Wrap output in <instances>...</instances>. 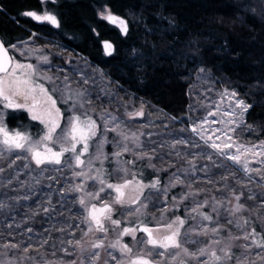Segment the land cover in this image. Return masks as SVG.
Segmentation results:
<instances>
[{"label": "snow or ice", "instance_id": "obj_1", "mask_svg": "<svg viewBox=\"0 0 264 264\" xmlns=\"http://www.w3.org/2000/svg\"><path fill=\"white\" fill-rule=\"evenodd\" d=\"M52 2L55 3L56 0ZM22 15L37 22H48L59 27L57 17L47 10L43 14L25 11ZM101 18L117 25L122 32L127 33L125 21L111 12H102ZM104 49L107 55L112 54L110 43L105 42ZM38 59L42 64L49 63L47 55L40 56ZM58 71L63 70L58 69ZM57 80L60 81L59 84L56 83ZM42 81L52 84L51 90L45 87ZM73 83L77 86L73 87ZM88 84L89 78L83 74H80V81L77 82L68 75L63 78L52 76L48 75V70H41L30 63H20L15 60V57L9 55V49L5 47L3 41H0V187L10 186L13 180L21 186L26 183L19 180L21 175L19 171L14 170V175L7 178L3 175L5 169L2 165L5 161L11 168L15 160L22 159L26 161L24 167L29 171H34L30 167L34 163L36 169H39V175L49 173L47 177L49 181L58 183L61 178L72 181L56 193L61 197L57 202L60 205L59 215H65L67 196L72 193L77 194L72 203L78 204L81 209L72 216L66 217L69 221H79L74 226L72 223H67L55 228L58 232L67 233L72 239L60 236L53 240L52 230L45 229L49 235L41 236V239L37 241L36 251L39 252L46 245L50 246L53 249L51 255L56 258L49 260L44 253H41L39 264H98L102 251L110 258L105 259L104 264H111L112 261L115 264H256L257 260H264V235L257 232L251 221V216L259 213L257 218L264 223V213L260 212L264 209V203L250 208L246 203L241 202L245 193L238 192L227 181L232 177L241 188L248 189V185L235 178L234 173H229L225 165L218 163L212 154L177 151V145L189 144V141L185 139H177L169 144L168 147L172 150L169 155L174 154L176 158L184 159L189 167L176 169L163 186L159 177L145 183L143 168H136L135 164L138 160H146L145 166L155 170L156 165L152 163L155 158V149L146 150L141 140L144 133L130 131L129 126L122 119L107 111L106 108L98 114L100 121L98 124L97 119L89 115L95 109L91 107L93 103L91 92L85 87ZM56 93H59L61 102L68 105L65 111L71 113L66 120L61 109L57 107V100L53 98ZM223 95L230 96L240 112L237 113L234 108L231 111H225L224 116L235 119L212 121V123L235 125V127L212 129V135L205 139V133L208 130L204 129L203 125L209 123L205 119L199 125L193 124L191 131L204 140L207 147L215 150L217 156L239 165L250 182L254 183L251 176L253 172L261 174V178L264 179V141L255 145H245L238 143L236 138L229 135L243 123L244 113L248 111L250 105L243 100H235V92L226 91ZM124 107L125 115L130 119L144 116L143 105L131 112L127 111L126 105ZM9 109L23 110L33 121H39L44 126L42 134L33 138L23 128L10 130L5 123L6 110ZM209 115H215V113L209 112ZM62 120H64L63 127H61ZM247 127L249 130L252 128L251 125ZM108 132L115 133L111 140L107 136ZM217 132L221 133L216 136V139L222 140L221 144L213 140V135ZM98 133L99 139H96ZM108 143H111L114 149L111 154L104 151ZM191 144L192 147H199L195 141H191ZM90 148L94 149L91 153ZM233 148L234 152L224 151V149ZM125 153L132 159H123ZM13 155L15 160L12 159ZM189 155L191 159L188 158ZM197 155L210 161V165L198 168ZM106 162L114 163L115 168L109 171L105 166ZM251 163L258 164L259 167L252 168ZM212 166L223 169L219 173V180L214 174L210 175ZM168 167H175V164L169 163ZM197 171L204 173V183L212 184L222 195L219 197L204 195L201 199V194L210 190L194 187V184L199 182V178L188 181L181 178V175L194 176ZM64 172H70L71 176L52 175V173ZM113 176L116 177L115 182L112 180ZM31 179L35 180V184L40 183L36 176ZM89 181L92 182L90 187ZM220 181L223 183L216 187ZM178 185L182 186V191L169 200L171 189ZM260 186L264 187V184ZM47 187L51 190L52 183H49ZM161 197H163L162 200ZM28 198L29 196H24L14 199L18 202L20 199ZM255 198V193L248 189L246 199L254 200ZM92 201H98V203ZM185 201H189V204L184 205ZM149 204L153 208H156L157 204L160 205L157 209L161 213L159 217L153 216L151 220L147 219ZM117 205L124 211L120 213L119 218H113ZM182 205L185 209L183 217L180 215L167 217L166 214L170 209L178 211ZM6 208L8 204L0 201V211ZM41 210L44 213L57 214V207L52 203L50 196L41 203L40 209L33 211L32 215H38ZM246 212L248 216L244 215ZM222 216L227 224L233 226L235 233L228 230L225 234L226 226L220 222ZM125 217H135V219L121 227ZM153 221H155L154 224ZM189 221L192 223L189 224ZM81 225L84 227L82 228ZM11 226L8 225V227ZM77 230L80 232L79 237H77ZM110 230L116 232V239L108 241ZM32 231L30 227L27 229V232ZM138 232L144 234L139 240H137ZM124 236L132 238L133 246L123 242ZM237 240H243L245 243L236 244ZM189 245L194 247L190 248ZM32 247L31 244L23 247L24 255L17 256L15 252L9 255V251L19 252L20 244H0V264H25V262L37 264V258L28 255ZM234 248H239L240 252H234ZM254 248L260 251L253 253ZM109 249L112 251H108ZM57 251L64 256L74 258L65 260L57 256ZM116 252L120 254L119 257L115 255Z\"/></svg>", "mask_w": 264, "mask_h": 264}, {"label": "trees", "instance_id": "obj_2", "mask_svg": "<svg viewBox=\"0 0 264 264\" xmlns=\"http://www.w3.org/2000/svg\"><path fill=\"white\" fill-rule=\"evenodd\" d=\"M45 10L57 17L59 27L22 15L25 11L43 14ZM105 11L125 19L127 33L102 19L101 13ZM34 35L47 40L54 38L87 57L112 78L120 91L135 96L137 100L143 99L153 115L157 110L164 113L160 122L163 127L189 125L186 117L188 89L199 69L204 67L225 90L235 92L250 105L244 122L252 128L246 130L244 139L248 142L264 141V0H56L55 3L52 0H0V39L4 45L10 47ZM105 42L112 45L111 55L105 53ZM7 113L5 123L10 130L31 127L30 134H41L42 124L33 121L27 112L8 110ZM175 140L177 138L170 141L174 143ZM177 148L182 149V145ZM170 151H167L163 164L152 160L155 170L146 168V160L136 161L135 167L143 168V180L150 182L159 177L161 186L166 184L164 176L175 172L180 162L174 154L169 155ZM169 163H174L175 167H168ZM161 165L163 169L159 167ZM242 179L250 184L246 177ZM254 179L257 186L263 183ZM248 189L254 190L249 185ZM181 191L182 186L172 188L168 199ZM28 193L32 195L30 191ZM204 195L210 196L206 192L200 198L203 199ZM258 196L256 194V198ZM256 198L249 207L260 204ZM53 199L59 213L57 202L61 197ZM20 200L19 206L13 205L12 209L1 212L0 222L6 227L14 220L26 218L33 229L27 232L34 251H29L30 254L39 258L41 253L52 256L53 249L47 245L36 251L41 236L49 235L45 229L52 230L53 240L59 236L72 239L67 233L55 230L67 223L73 226L78 223V220L66 219L72 216L70 212L64 210L65 215H59L41 210L33 216V211L40 209L44 201L40 195ZM170 215L183 217L185 212L183 208L172 209ZM244 215L248 216V213ZM256 216H251L252 226L261 233L262 223ZM22 238L13 229L4 234V244L23 245ZM238 250L236 248L235 252ZM9 252H15L17 256L24 254L21 250ZM60 255L57 251V256Z\"/></svg>", "mask_w": 264, "mask_h": 264}, {"label": "rangeland", "instance_id": "obj_3", "mask_svg": "<svg viewBox=\"0 0 264 264\" xmlns=\"http://www.w3.org/2000/svg\"><path fill=\"white\" fill-rule=\"evenodd\" d=\"M49 12V11H48ZM51 13V12H49ZM122 19V18H120ZM125 23L127 24L126 20L123 19ZM40 23V22H39ZM120 28V27H119ZM121 30V29H120ZM124 33V32H123ZM15 46L14 48L12 46ZM13 45L10 46V50L13 54V57H15V60L24 63V64H33L34 66H38L41 70H48V75L52 76H59L63 78L65 75H68L71 79L74 81L79 82L80 81V74H83L89 78V84L85 85V87L89 88L91 92V96L93 98V103L91 105L92 108L95 109L94 112H90L89 115H92L93 118L97 119L98 124H100L98 114L103 111L105 108L107 111L112 112L113 114L117 115L120 119H122L126 125L129 126L130 131H135V132H143L144 135L141 137V140L143 141L144 148L146 150H151L155 149V158L153 160L160 161V163H164L165 161V156L167 151H170L171 149L168 147V145L172 142L173 138L177 139H185L189 141V144L187 146L182 145V149L177 148V151H180L182 153H196L200 154L201 152L212 154L213 158L217 160L218 163H222L225 165L227 171L229 173H234L235 178H238L239 180H242V178L248 177L243 173V171L240 169L239 165L234 164V162L227 160L226 158H222L216 155L215 150L207 147L205 145L204 140H201L198 135L193 133L191 131L192 125L196 124L199 125L201 121L207 119L209 123H206L203 125L204 129H207L208 131L205 133V139H207V136L212 135L211 130L212 129H223L225 127H235V125H230L227 126L223 123H212V121H227L229 119H235L234 117H229V116H224L223 112L225 111H231V109H235L237 113L240 112L239 108H236L234 101L231 99L230 96L223 95L226 91L228 93H232V91L223 88L211 75L209 71L206 70V68H201L199 69V72L196 74V77L194 79L193 85L189 87L188 89V94H189V109L188 113L186 115L188 124L189 125H183L180 124V126H173L171 128L163 127L160 122L162 120V117L164 116V113H160L158 110L154 113V115L151 112V108L147 107V103L143 99H135V96L131 94H126L122 91H120L119 86L113 83L112 78L110 76L106 75L103 70L95 64H92V62L85 57L84 55H80L78 52L73 51L72 49L70 50L65 44H63L61 41H56L52 39H44L40 36L34 35V37H30L29 39H26L24 41H18L14 43ZM21 53H24L21 55ZM47 55L49 58V63L47 64H42L39 61V57ZM58 69H62L63 71H58ZM44 83L45 87H47L49 90L52 88V84L48 83L47 81H42ZM56 83H60L59 80L56 81ZM76 83H73V87H76ZM98 97V99H97ZM54 99L57 100V107H59L63 113V116L65 120L67 117L71 114L69 111H65L67 109L68 105L64 104L61 102L59 93L54 94L53 96ZM109 100H111V103H109ZM235 100H243L238 94H236ZM246 103V102H245ZM247 104V103H246ZM103 105V108H102ZM124 105L127 106V111H135L138 110L141 105H143V110H144V116L143 117H136L134 119H130L125 115V107ZM10 110V109H9ZM8 110H6L7 112ZM209 112L215 113V115H209ZM8 114V113H7ZM245 115V113H244ZM7 116V115H6ZM159 120V122H157ZM39 122V121H38ZM64 125V120L61 121V127ZM42 127H44L42 125ZM248 129L247 125L244 122V116H243V123L240 124V127L236 128L235 132L229 133V135L233 136L234 138L237 139L238 143L245 144V145H255L259 144L260 142L258 141H250L248 142L246 139H244L245 135L244 133ZM102 130V126H101ZM183 130V131H182ZM28 133H32V128L28 127V130H26ZM59 132V129L57 130ZM42 134V130L40 132ZM40 134V135H41ZM32 135V134H31ZM115 133L113 132H108L107 136L109 140L113 138ZM221 135L220 132H217L216 135H213V140L217 144H221L222 140L216 139V136ZM33 136V135H32ZM33 136V138L38 137ZM96 139H99V133L96 137ZM191 141H195L196 144L199 145V147H192ZM230 142V141H229ZM262 142V141H261ZM95 143V141H93ZM211 143V141L209 142ZM94 149L90 148V153L93 152ZM104 151L106 153L111 154L114 149L111 143H108L104 147ZM224 151L227 152H234L235 149H224ZM23 155V154H21ZM68 154H66L67 156ZM130 155L125 153L123 155V159L129 158ZM163 157V159H161ZM189 159H191V155L188 156ZM13 160H15V155L12 157ZM126 160V159H125ZM180 160L179 164L176 166V169L178 168H187L189 165L186 163L184 159H178ZM141 161V160H139ZM26 161L24 160H15V163L11 168L8 167L7 161L3 163V167L5 169L3 175L5 178L9 176L14 175V170L19 171L21 175L19 176L20 181H25L26 183L21 186L18 184L16 180H13L12 184L10 186H4L0 187V201H5L8 204V208L2 210L5 211L7 209H12L13 205L19 206L18 202L21 201L19 200L18 202L14 199L16 197H22V196H29L28 199H31L32 195L34 196H39L41 197L42 200L46 201L47 198H51L52 203L53 198L55 196H58L56 193L61 189L67 186L68 183L72 182L70 180H66L64 178L59 179V182H53L48 180V175L49 173H44L43 175H39V169H36L35 164L32 163L30 165L31 169H34V171H29V169H26L24 167ZM210 161H208L206 158L200 157L197 155L196 158V164L197 167H201L204 165H210ZM106 162V167L111 171L112 169L115 168V164L112 163L109 167L107 166ZM161 169H163V166H159ZM250 167L256 168L259 167L258 164L251 163ZM147 168V167H146ZM223 171V169L217 168L215 166L211 167V173L210 175H215V178L219 180V173ZM172 173V172H171ZM169 173V174H171ZM52 175H58L60 177H70L71 173L70 172H64V173H52ZM38 177L40 180L39 184H35V180L31 179V177ZM170 176V175H169ZM169 176H164V183L168 182ZM252 180L253 182H248V185L250 187L253 186L254 190H257V192H252L258 194L259 196L256 198L260 201L261 203H264V187H261L260 185L264 184V179L261 178V174H258L256 172L251 173ZM257 178L261 180L263 183H261L259 186L255 185V182H257ZM191 178L188 180H197L199 178V182L194 184V187L197 189L203 188V189H208L210 191L209 194L215 195L219 197L222 195V193L216 191V188L213 187L212 184H206L204 183V173L201 171H197L194 176H184L181 175V178ZM113 182H115L116 177H112ZM186 180V181H188ZM145 183H148L147 180H143ZM79 182V181H75ZM49 183H52V189L50 190L47 185ZM223 181H220L216 187H219L220 184H222ZM232 187L236 188V190L243 191L245 193L244 198L242 199V203H246L247 206L252 203V200H247L246 197L248 195V190L241 189L240 187L238 188L239 185L235 183V180L230 177L229 180L227 181ZM92 182L89 181V187L91 186ZM18 189V190H14ZM91 190V188H90ZM28 191L31 192L32 195L28 193ZM259 191V192H258ZM41 192V194H40ZM77 194L72 193L67 196L68 203L65 205L64 210L70 212L71 215L75 214L78 211H81L79 208L78 204L72 203L74 200V197ZM163 197H161V200ZM171 200V198L169 199ZM94 203H98V201H92ZM189 201H185L184 205H188ZM184 205H182L180 208H183V211L185 212ZM160 207L159 204H157L156 208H153L151 204H149L148 207V216L150 217V220L152 219L153 216L159 217L161 213L157 210ZM256 206H253L250 208H255ZM71 209V211H69ZM116 212L114 213L113 218H119L120 213L124 211L121 209L118 205L116 206ZM171 210L166 214L167 217H170L171 215ZM0 211V214L1 212ZM264 211V210H263ZM58 213V211H57ZM264 213V212H263ZM256 218L258 217V214H254ZM26 218H23V220H18V221H12L10 224H12L11 227H8L7 224L6 227H2V223L0 222V240L2 242L0 244H4V234L9 233V231H13V229L17 230L18 235H21L23 245H21V251L23 247H27L29 244L33 246L32 243H30L31 239L27 237V229L31 227V224L25 221ZM135 217H125V219L122 220L121 222V227L125 226L126 223L134 220ZM79 222V221H78ZM220 222L222 224H225V234H227L228 230H231L232 232H236V230L233 228L232 225L227 224V221L224 219V217H221ZM155 221H153V224ZM192 221H189V224H191ZM260 223L261 220H260ZM19 225V227H17ZM83 228L84 225H81ZM185 227H188V225H185ZM261 229L262 232L261 234L264 235V223L261 224ZM118 231V230H117ZM30 235V234H29ZM96 235V234H93ZM144 234L138 232L137 233V240H139ZM80 236L79 230H77V237ZM60 237V236H59ZM56 239V238H55ZM108 241L116 239V232L109 231L108 233ZM202 239H204L202 237ZM123 242L127 243L129 246H133L134 242L130 236H124L123 237ZM51 243V242H50ZM107 243V241H106ZM236 244H241L245 243L243 240H237L235 241ZM136 247H139V245H136ZM190 248L194 247L192 245H189ZM33 249V248H31ZM32 253L34 251L32 250ZM239 248H237L238 250ZM13 251V250H10ZM108 251H112L109 249ZM233 251H236V248L233 249ZM240 252V249L238 250ZM253 253L260 251L259 249H253ZM52 252V250H51ZM238 252V253H239ZM13 253L9 252V255H12ZM16 254V253H15ZM19 255H24V254H19ZM29 256H33L32 254L28 253ZM51 255V254H50ZM115 255L119 257V253L116 252ZM37 257V264H39L40 258L38 255ZM65 260H71L74 257L72 256H64L63 253L59 256ZM47 259L53 260L56 257H49L46 256ZM105 259H110L107 257L104 252H101V258L98 262V264H104ZM25 264H30V262H25ZM111 264H115L114 261L111 262ZM256 264H264V260H257Z\"/></svg>", "mask_w": 264, "mask_h": 264}, {"label": "flooded vegetation", "instance_id": "obj_4", "mask_svg": "<svg viewBox=\"0 0 264 264\" xmlns=\"http://www.w3.org/2000/svg\"><path fill=\"white\" fill-rule=\"evenodd\" d=\"M6 46V45H5ZM8 49H9V53H10V56H13L11 50H10V47L6 46Z\"/></svg>", "mask_w": 264, "mask_h": 264}, {"label": "water", "instance_id": "obj_5", "mask_svg": "<svg viewBox=\"0 0 264 264\" xmlns=\"http://www.w3.org/2000/svg\"><path fill=\"white\" fill-rule=\"evenodd\" d=\"M0 41H1V39H0ZM6 47V46H5ZM7 48V47H6ZM9 55H10V53H9Z\"/></svg>", "mask_w": 264, "mask_h": 264}]
</instances>
